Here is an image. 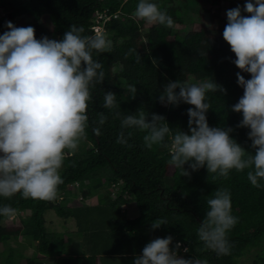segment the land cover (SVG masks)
Listing matches in <instances>:
<instances>
[{
	"label": "trees",
	"instance_id": "obj_1",
	"mask_svg": "<svg viewBox=\"0 0 264 264\" xmlns=\"http://www.w3.org/2000/svg\"><path fill=\"white\" fill-rule=\"evenodd\" d=\"M151 2L173 18L172 27L154 24L141 33L143 21L133 17L139 0H0V35L8 31V20L22 18L23 22L13 25L33 27L38 40L42 37L63 39L72 25L83 26V35H92L90 26L97 12L107 10L117 14L105 25L106 33L111 35V50L93 53V58L103 65L105 77L103 83L90 87L86 138L82 139V150L74 151L64 160L60 170L63 183L58 186L57 197L51 201L25 199L19 194L10 199L0 198V205L11 204L17 214L23 216L18 229L11 232L14 235L2 230L6 218L0 217V244H10L8 254L0 256V264H21L24 258L18 244L11 243L12 237L14 242L22 236L33 244V258H26L24 264H42L44 256L68 254L73 242L48 230L45 214L49 211L64 221H73L83 243L87 242V251L91 252L64 257L55 264H97V254L131 260L134 259L131 253L142 254L144 246L151 240L168 236L173 238V249L177 242L181 244L177 252L185 259L199 257L207 259L208 264H238V258L257 249L251 264H264V187L258 189L250 184L248 169L243 172L232 170L225 179L209 174L206 167L192 171L186 164L184 168L190 176H181L179 169L169 165L171 154L167 148H145L142 140L145 132L121 129V120L113 115L115 110L103 107L104 94L111 91L116 95L122 115H134L142 109L149 120L152 114L161 115L171 129L188 133L187 111L192 106L182 101L178 105L162 104L159 97L170 81L191 84L211 78L225 92L207 94L209 126L233 129L231 137L247 153L254 155L248 138L250 130L237 127L243 116L232 111L243 96L237 73L246 80L251 76L233 63L236 57L223 39L228 21L219 15L222 2H227L233 9L240 7L242 15H248L244 12L247 0ZM207 5L215 9L209 27L200 26L184 34L174 29L176 25H201L203 15L211 13ZM191 13L196 15V21L190 17ZM216 20L218 24H214ZM130 49H135L140 56L139 63L135 53L129 54ZM130 85L137 89L134 99L128 92ZM101 113L107 116L102 126L98 123ZM96 127L100 128V135L94 133ZM121 131L125 133L127 144L117 143ZM128 132L132 133L131 137ZM166 143L170 144V138H166ZM70 185H77L79 193L66 202ZM116 185L119 187L115 198L102 196L105 188ZM221 187L230 191L232 214L239 220L227 233L232 247L226 256H218L207 249L197 236V229L208 210L207 199ZM80 196L81 199L96 196L97 202L79 205ZM130 202L138 210L135 219L121 216V206ZM25 212L28 213L24 216ZM157 219H167L168 224L153 230L151 225ZM107 240L113 242L111 246ZM120 246L124 247L123 252H120ZM182 248L188 251L182 253ZM99 251L103 253H97Z\"/></svg>",
	"mask_w": 264,
	"mask_h": 264
},
{
	"label": "clouds",
	"instance_id": "obj_2",
	"mask_svg": "<svg viewBox=\"0 0 264 264\" xmlns=\"http://www.w3.org/2000/svg\"><path fill=\"white\" fill-rule=\"evenodd\" d=\"M244 12L248 15H242L240 7L227 11L223 39L236 57L235 66L251 76L246 80L237 73L243 96L232 111L242 114L237 127L250 130L254 155L231 137L233 129L209 126L207 94L225 92L211 78L191 84L170 81L159 97L162 104L178 105L182 101L192 106L187 111L188 133L171 129L161 115L152 114L149 120L142 109L134 115H122L111 91L105 92L103 107L115 110L113 115L121 120V129L145 132V148H167L171 154L168 163L179 169L181 176H190L186 164L192 171L206 167L209 174L225 179L232 170L248 169V181L259 189L264 187V0H247ZM134 16L148 24L174 25L173 18L151 0H139ZM6 27L8 31L0 35V198L19 194L25 199L51 201L63 183L60 170L66 156L86 138L90 87L104 81L103 65L93 53L110 51L112 41L106 33L83 35L84 27L76 25L60 40H38L31 26L16 27L9 21ZM133 53L139 63L140 56L130 49L129 54ZM128 92L134 99L137 89L130 85ZM106 120L101 113L99 125ZM93 131L100 135L99 127ZM127 135L131 137L132 133ZM166 138H170V144ZM117 143L127 144L124 131ZM207 207L197 229L198 239L218 256L229 255L232 246L227 233L239 220L232 214L228 188H218L207 199ZM16 215L17 209L11 204L0 205V217L10 220ZM165 224L167 219H157L151 227L156 230ZM172 244L171 236L151 240L133 264H208L207 259L199 257L182 258L177 252L180 243L175 249Z\"/></svg>",
	"mask_w": 264,
	"mask_h": 264
},
{
	"label": "rangeland",
	"instance_id": "obj_3",
	"mask_svg": "<svg viewBox=\"0 0 264 264\" xmlns=\"http://www.w3.org/2000/svg\"><path fill=\"white\" fill-rule=\"evenodd\" d=\"M233 1H236V0H233ZM206 7L211 10V13L203 15L202 21L200 23L201 25H199L197 23L191 24V25L186 24V25H181V26H177L176 25V27L174 29H176V31L181 32L182 34H184L187 31L195 30V29H197L200 26L209 27L211 25L210 17H211V14L214 12L215 9L212 8L210 5H207ZM231 8H232V6L229 5L227 2H222L221 5H220V13H219L220 18L227 20L226 13ZM133 17H134V19L136 21H140L134 15H133ZM190 17L196 21V15L194 13H191ZM9 21L12 22V24H17V23L23 22V19L22 18H15V19L8 20V22ZM214 24H218V21L214 22ZM153 25L154 24H148V23L143 21V25L141 27L142 28L141 33L146 32ZM105 35L107 36L108 39L111 36L109 33H106ZM83 144H84V142H82V139H81L79 141V146H78V148L75 151L82 150ZM118 187H119V185H116V187H114V188H107V189L105 188L104 191H103L102 196L108 195V196H111V197L115 198ZM68 192H69V194L67 195L68 199L65 200L66 202H68L69 199H72V197L76 196L75 194L79 193V187L77 185H73V186L70 185ZM81 198L82 197L80 196L79 199L77 200L79 205H83V206L84 205H94L97 202L96 196H93V197H90V198H86V199H81ZM127 198H129V197L127 196ZM58 200H59V198H58ZM120 209H121V213H122L121 216H123L126 219H135L137 217V215H138V210H137L135 204L132 203V202H130V203L126 204V205H122ZM27 213L28 212H25L24 216L27 215ZM21 215L22 214H17L13 219H10V220L6 218V220L4 222L7 225L3 224V229L2 230H4L5 233L8 232V233L14 235L11 232L14 231V230H17L18 227L20 226V219H21V217H23ZM45 218H46L47 228L50 231L62 232L64 234L65 231L67 229H69V228L75 229L73 227L74 223L72 221L69 220V222H66V221L58 218L57 216H55V214L53 212H51V211L46 213ZM14 233H16V232H14ZM11 239H12L11 243H14V244L15 243H17V244L21 243V244H23L24 248H28V246H29L28 249H31V250L33 249V244L32 243L28 244L29 242H26L25 240L24 241L21 240L22 236H19L16 239V242H14L15 238L12 237ZM107 242H109V241L107 240L106 243ZM112 243L110 241L109 245L111 246ZM9 246H10L9 243L8 244H2V245L0 244V256L1 257H5L8 254V247ZM103 247L109 248V246H106V245H104ZM103 247H101V248L104 249ZM123 248H124L123 246H120V249H121L120 252H123ZM30 252L27 255L28 258L29 257L32 258V252H31V254H30ZM257 253H258L257 249H251L244 256L238 258L237 259V263L238 264H251ZM110 261H111V264H133L134 259L122 260V261L113 260L112 259ZM113 261H115V262H113ZM21 264H24V262L23 263L21 262Z\"/></svg>",
	"mask_w": 264,
	"mask_h": 264
},
{
	"label": "crops",
	"instance_id": "obj_4",
	"mask_svg": "<svg viewBox=\"0 0 264 264\" xmlns=\"http://www.w3.org/2000/svg\"><path fill=\"white\" fill-rule=\"evenodd\" d=\"M66 222H69V220L66 221ZM73 227L75 229L69 228V229H67L65 231L64 234L62 232L54 231V232H56L58 234L63 235V237L65 239L71 240L73 242V244H71V246L68 248V254L62 253V254L55 255L53 257L49 256V255L44 256L43 257L44 260H43L42 264H55L54 263L55 261H57V260H59L61 258H64V257H75V256H81V255H85V254L88 255V254L91 253V252L87 251V242L84 241V243H83V237H82L81 233L77 232L75 225ZM21 240L22 241L25 240L26 242H29L28 244L32 243L30 240L25 239V238H22ZM28 248H29V246H28ZM28 248H24L23 244L18 243L19 253H21L23 255V257H24L23 260H22V263L25 261L26 258H28L27 255L31 251V249H28ZM97 253H103V252L99 251ZM131 254L134 255V259H135L136 256L142 255L140 253H137V254L131 253ZM37 257L39 258V256H36V258ZM30 258H28V259H30ZM112 259L113 260H120V261L124 260L123 256H101V254H97V264H111L110 260H112ZM113 262H115V261H113Z\"/></svg>",
	"mask_w": 264,
	"mask_h": 264
},
{
	"label": "built area",
	"instance_id": "obj_5",
	"mask_svg": "<svg viewBox=\"0 0 264 264\" xmlns=\"http://www.w3.org/2000/svg\"><path fill=\"white\" fill-rule=\"evenodd\" d=\"M116 17H117V14H110L107 10L97 12L94 16L93 23L90 26V31L92 32V35H95L97 33L105 34L106 33V30H105L106 23ZM184 249L186 248H182V253L185 252Z\"/></svg>",
	"mask_w": 264,
	"mask_h": 264
}]
</instances>
